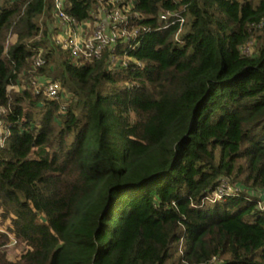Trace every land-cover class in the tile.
Returning a JSON list of instances; mask_svg holds the SVG:
<instances>
[{
  "label": "trees",
  "instance_id": "16d2710c",
  "mask_svg": "<svg viewBox=\"0 0 264 264\" xmlns=\"http://www.w3.org/2000/svg\"><path fill=\"white\" fill-rule=\"evenodd\" d=\"M66 1L90 20L96 0ZM132 2L151 28L130 52L143 68L112 73L40 32L45 0H0V264H264L255 200L200 207L221 178L264 190V0ZM182 8L179 45L158 19ZM33 78L72 94L65 114Z\"/></svg>",
  "mask_w": 264,
  "mask_h": 264
},
{
  "label": "built area",
  "instance_id": "2783aa9c",
  "mask_svg": "<svg viewBox=\"0 0 264 264\" xmlns=\"http://www.w3.org/2000/svg\"><path fill=\"white\" fill-rule=\"evenodd\" d=\"M50 1L56 23V28L49 29L51 43L55 48L66 52L69 59L79 65L105 59V69L112 73L131 64L143 68V63L135 60L130 52L139 47L140 37L150 32L151 28L142 24L147 17L134 9L132 0H96L90 20L85 22H79L68 14L69 5L66 0ZM183 11L182 8L179 11L161 13L158 19L163 23L158 29L176 27L174 41L179 45L183 44L185 23L181 15ZM253 45V41L248 42L243 47L242 53L250 56L253 53ZM44 64L45 59L41 51H38L32 64L33 71ZM21 88V85H12L8 90L19 92ZM31 90L46 101L59 102L58 113H66L72 94L66 92L60 83L50 79L33 78ZM8 112V109L0 108V148L5 145L10 135V126L5 121ZM240 194L246 195L249 200H255L257 212L264 216V190L250 189L227 178L219 180L216 188L202 199L200 207L205 203L214 204ZM208 264H222V262L214 257Z\"/></svg>",
  "mask_w": 264,
  "mask_h": 264
},
{
  "label": "rangeland",
  "instance_id": "374dc122",
  "mask_svg": "<svg viewBox=\"0 0 264 264\" xmlns=\"http://www.w3.org/2000/svg\"><path fill=\"white\" fill-rule=\"evenodd\" d=\"M45 3L47 4L45 7V12L41 15H38L35 20L36 24L41 29L40 32L43 31L45 27H47V29H50V30L53 28H56V23H55L52 10H51V6H50L51 1L45 0ZM4 251L6 252L7 256L10 259H15V258H18V256L21 254L22 247L19 244L17 245V243L16 244L13 243L9 247H7ZM219 260L223 261V259H219Z\"/></svg>",
  "mask_w": 264,
  "mask_h": 264
}]
</instances>
